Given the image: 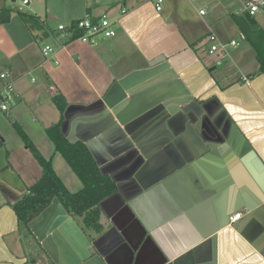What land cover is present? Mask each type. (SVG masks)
Masks as SVG:
<instances>
[{"label": "crops", "instance_id": "crops-1", "mask_svg": "<svg viewBox=\"0 0 264 264\" xmlns=\"http://www.w3.org/2000/svg\"><path fill=\"white\" fill-rule=\"evenodd\" d=\"M14 2L0 0L11 10L0 72L16 92L0 110V264H264V10L251 16L242 0ZM85 13L106 14L114 35L89 44L58 30ZM210 33L238 44L220 58ZM57 93L61 131L117 186L99 203L100 232L55 198L27 223L13 208L41 176L13 122L69 191L82 186L44 131L59 117Z\"/></svg>", "mask_w": 264, "mask_h": 264}, {"label": "trees", "instance_id": "trees-1", "mask_svg": "<svg viewBox=\"0 0 264 264\" xmlns=\"http://www.w3.org/2000/svg\"><path fill=\"white\" fill-rule=\"evenodd\" d=\"M18 14L31 27H41V21L35 15L18 11ZM11 10L0 9V23H6ZM260 72H264V63H260ZM52 101L59 110L58 119L45 128V134L52 142L54 151L59 153L70 169L80 180L82 186L77 191H69L52 166V159L43 156L33 144L28 134L20 125L13 122L16 133L24 146L31 152L41 168L40 178L28 187L27 192L14 204V211L23 223H27L42 212L55 198L64 209L80 216L86 227L100 232L99 203L102 199L117 191L115 182L100 171L86 144L81 140L70 141L61 131L66 101L61 93L52 96Z\"/></svg>", "mask_w": 264, "mask_h": 264}, {"label": "built area", "instance_id": "built-area-1", "mask_svg": "<svg viewBox=\"0 0 264 264\" xmlns=\"http://www.w3.org/2000/svg\"><path fill=\"white\" fill-rule=\"evenodd\" d=\"M22 4H27L28 0H20ZM156 9L160 10L162 7V0H155ZM243 9L249 15H255L257 12L264 10V0H242ZM123 12L125 9L122 10ZM200 14H204L205 10L201 9ZM58 30L67 31L71 36L84 43L93 44L100 37L106 38L113 36L115 31L113 28V21L106 15L92 16L89 13L79 19L73 21L68 27L63 24L58 25ZM209 42V53H217L220 58L225 57L228 54L227 45L234 46L238 42L236 40H230L229 43H221L218 41L217 36L214 33H210L207 36ZM42 54L50 59L54 58V50L51 46L45 45L42 48ZM218 58L217 63L220 64L222 60ZM56 63V59H53ZM16 92L12 79L7 71L0 72V110L7 111L8 107L15 101ZM241 212H236L229 217V221L233 222L238 219Z\"/></svg>", "mask_w": 264, "mask_h": 264}, {"label": "rangeland", "instance_id": "rangeland-1", "mask_svg": "<svg viewBox=\"0 0 264 264\" xmlns=\"http://www.w3.org/2000/svg\"><path fill=\"white\" fill-rule=\"evenodd\" d=\"M14 5L17 6L18 8H23V7H24L23 4H22V2H21L20 0H15ZM55 24H56V23H55ZM49 46H50V45H49ZM58 155H59V154H58ZM57 157H59L61 163H64L63 165L66 164V163L64 162V159H63L60 155L57 156ZM66 165H67V164H66ZM56 166H57V165H56ZM58 169L60 170L59 167H58ZM71 173H74V172L72 171ZM73 175H74V177L77 178V176H76L75 174H73Z\"/></svg>", "mask_w": 264, "mask_h": 264}, {"label": "water", "instance_id": "water-1", "mask_svg": "<svg viewBox=\"0 0 264 264\" xmlns=\"http://www.w3.org/2000/svg\"><path fill=\"white\" fill-rule=\"evenodd\" d=\"M63 133V132H62ZM64 134V133H63ZM76 141V140H75ZM82 141V140H81ZM84 142V141H83ZM87 146V145H86Z\"/></svg>", "mask_w": 264, "mask_h": 264}]
</instances>
